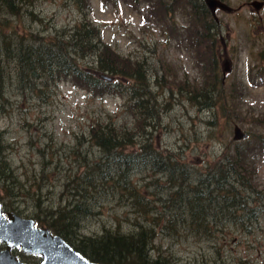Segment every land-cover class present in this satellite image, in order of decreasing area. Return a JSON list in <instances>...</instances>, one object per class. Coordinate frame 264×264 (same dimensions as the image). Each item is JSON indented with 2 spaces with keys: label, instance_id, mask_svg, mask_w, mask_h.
Listing matches in <instances>:
<instances>
[{
  "label": "rangeland",
  "instance_id": "1",
  "mask_svg": "<svg viewBox=\"0 0 264 264\" xmlns=\"http://www.w3.org/2000/svg\"><path fill=\"white\" fill-rule=\"evenodd\" d=\"M90 1L91 6L85 14L72 0H20L21 16L13 17L14 24L18 33L33 32L46 40H54L56 35L63 38L64 34L71 32L69 29L85 20L99 26L103 43L120 58L140 63L148 84L144 104L149 109H126L128 87L133 83L138 85L131 78L121 81L113 77L116 82H122V88L125 87L122 94L92 95L70 78H64L57 84L48 82L45 95L36 91V88L45 87L44 80L35 83L34 91L23 90L15 78L14 63H9L2 99L4 110L0 111V131L4 132L7 161L17 178L28 187L36 182L42 187H31L35 199L31 196L7 199L6 204L15 207L23 217L30 218L34 211L40 210L35 204L37 196L44 204L42 208L48 204L66 203L70 195L64 194L62 184L70 173H80L86 168L82 156L87 157V165L103 156L89 139V126L95 119L126 124L127 127H136L139 123L140 128L138 126L135 131L143 135L138 137V144L145 143L146 139L153 143L161 153L159 162L164 167L176 161L185 167L187 183L177 185L186 191L182 192L183 197L190 195L188 188L211 168V163L228 150L233 155L235 141L243 139H234V124H238L251 141L257 134H264V122L256 125L253 120L264 119V77L259 75L248 80L246 68L250 59L246 46L239 57L236 56V66L232 67V76H229L232 83L246 85L240 100L244 111L237 110L235 123L218 106L199 108L188 99L190 94L187 91L199 93L208 88L214 74L211 70L205 73L200 65L203 51L194 47L193 30L188 31L194 22H186V7L190 12L187 0H163L177 8L171 11L175 12L173 18L164 13L165 7L158 0H118L105 4L101 0ZM30 11L35 16L30 15ZM151 17L156 26L149 22ZM175 21L186 24L187 28L182 30L184 34L178 29L173 34L169 32ZM231 26V34L237 35L233 24ZM222 31H228L225 24ZM181 33L186 36V41L180 43L176 37L181 38ZM198 43L202 44L201 41ZM203 46L214 49L209 42ZM92 60L93 57L89 56L79 62L83 66ZM221 64H224L223 60L219 69ZM251 65L264 68V60H254ZM218 72L221 74V69ZM250 81L259 85L252 87ZM152 104L159 112L156 122L152 121L150 114ZM259 155L263 161L258 164L252 180L257 193L245 192L251 198L257 197L256 202L248 199L250 205L260 203L264 207V152L259 151ZM133 168L135 171L128 178L127 190L117 187L118 190L115 188L98 196L100 202L95 213L81 221L83 234L94 236L103 229L128 233L138 230L139 224L147 229L148 235L144 239L148 241L150 257L160 256L169 264H264L263 208L258 221L250 225V232L241 230L238 223L227 222L214 226L210 235L193 234L188 224L178 223L175 234L165 215L172 213L179 203L178 195V200H173L178 189L176 183L170 179L169 173L155 170L149 161L140 165L135 163ZM110 171L115 172L113 167ZM99 186L100 181L96 188ZM1 187L2 184L0 196L4 195ZM92 192L97 193V190L92 189ZM130 192L141 195L143 203L149 202L150 209L142 211V208L135 207L129 198ZM2 248L4 244L0 243ZM14 252L26 263L41 260L38 255Z\"/></svg>",
  "mask_w": 264,
  "mask_h": 264
},
{
  "label": "trees",
  "instance_id": "2",
  "mask_svg": "<svg viewBox=\"0 0 264 264\" xmlns=\"http://www.w3.org/2000/svg\"><path fill=\"white\" fill-rule=\"evenodd\" d=\"M72 1L85 14L91 6L90 0ZM101 1L105 4L118 0ZM158 1L161 4L163 0ZM186 11L189 15L188 7H186ZM29 14L35 16L31 11ZM14 16H21L20 0H0L1 112L4 110L2 99L9 63H14L15 78L18 84L22 85L23 90L33 89L34 91L35 83L44 80L45 87L43 89L36 88V91L40 94L45 93V95L48 90V82L57 84L64 78H70L76 85L90 91L92 95L122 94L125 87H121V81L131 78L138 85L133 83L132 87H128L126 109H149L144 104L146 103L144 96L148 94L146 92L148 84L146 83V74H142L144 70H140V63L128 58H120L109 45L103 43L99 26L85 20L69 29L71 32L68 35L64 34L63 38L56 35L54 40H46L33 32L18 33L13 20ZM204 28L210 31V27ZM192 30L194 38L191 39L195 43H191H194V47L199 48L198 50L203 51L200 54L202 58L200 65L203 66L205 73L211 70L214 78L208 88L199 93L187 91L190 94L188 99L199 108L212 109L218 106L226 113V117L235 123L234 115L237 114V110L244 111V108H241L240 100L243 91H246V85L242 82L234 83L233 86H228L229 88L227 87L228 83L225 86H219V88L213 87L216 81L217 83L221 82V74L218 72L220 70L219 61L212 55V49L203 46L205 42L199 45L195 40L197 34L194 31V26L188 31ZM89 56H92L93 60L83 66L80 65L79 60ZM130 65L133 66V70ZM115 76L121 81L116 82L113 78ZM151 107L152 121L156 122L159 112L156 110L155 104H152ZM245 111L248 112L246 109ZM253 120L256 125L264 122V119L261 120V118ZM138 126L127 127L126 124H117L113 121L102 122L100 118L91 121L89 139L92 140V145L98 147L103 153V156L91 165H87V157L82 156L86 162V168L80 173H70L62 184L64 194L70 195L66 203L63 201L56 205L48 204L42 208L44 204L41 198L36 197L35 204L40 210L34 211L32 214L31 218L35 220V223L45 226L52 233L63 237L89 260L102 264H169L160 256L150 257L148 241L144 239L148 232L142 225L138 224V230L128 233L103 229L100 234L86 236L81 232L82 219L95 213L94 209L100 202L98 196L102 192L107 191L108 193L117 187L127 190L128 178L135 171L133 168L135 163L140 165L149 161L155 170L162 169L161 171L169 173L170 179H173L176 186H182L183 182L187 183L188 173L183 165H178L176 161V163L171 162L164 167L159 162L161 153L155 149L153 143L146 139L145 143L138 144V137L141 135L140 131H135ZM3 133L0 131V184H2L1 189L4 195L0 196V201L4 208L16 211L15 207L10 208L11 206L6 204L9 202L7 199H20V197L28 196L35 199V194L31 193V187L34 185L42 187L38 182L30 184L28 187L14 174L11 164L7 161ZM245 134L246 136L242 140L235 141L233 155L228 153L229 150L223 153L216 162L211 163V168L207 169L203 176L201 175L195 180L196 183L188 188V191L191 192L190 195L183 197L182 192L186 193V191L177 186L176 199L171 196L173 200H178L177 195L179 196V203L175 206L177 208L172 213L165 215L172 232L176 234L177 224L183 223L190 226L193 234L210 235L215 230L214 226L227 222L238 223L239 225H237L245 232L251 231L250 225L258 221V214L264 207L260 203H254L255 206L250 205L248 199L256 202L257 197L251 198V195H247L245 191L252 194L257 193L252 185V180L258 164L263 161L259 151L260 153L264 152V134H257L252 138L253 141L249 140L247 133ZM112 167L115 170L114 173L110 171ZM177 171L179 173L175 174ZM99 181L100 186L96 188ZM92 189L97 190V193L92 192ZM129 198L132 200V204L142 208V211L150 209L149 202L143 203L141 195L133 193ZM166 227L168 228V226ZM202 260L204 261V259Z\"/></svg>",
  "mask_w": 264,
  "mask_h": 264
},
{
  "label": "flooded vegetation",
  "instance_id": "3",
  "mask_svg": "<svg viewBox=\"0 0 264 264\" xmlns=\"http://www.w3.org/2000/svg\"><path fill=\"white\" fill-rule=\"evenodd\" d=\"M168 2L162 1L161 4L165 7L164 13L173 18L175 12L172 13L171 11L177 8H174ZM187 2L190 5V14H185L186 22L190 24L194 22V31L197 34L195 40L214 44L215 48L213 47L212 55L216 57L219 64L220 61H224L220 68L221 82L217 83L216 81L213 84L214 88H219L221 85L225 86L226 83H229V87L233 86V80L229 81V76H232L230 74L233 71L232 67L236 66L235 60L239 57V53H242L245 46L247 47V58L250 59L246 68L248 80H254V76L259 75H261V78L264 77V68L251 65L254 60H264V0H215V6L212 9L206 4L205 0H187ZM152 18L149 19V22L156 26ZM225 20H228L227 23H225ZM223 24L228 29L227 33L222 31ZM232 24L237 30V35L231 34ZM244 26L246 28H240ZM204 27H210V31H207ZM185 28H187L186 24L180 25L175 21L169 27V32L173 34V31L178 29L183 33L182 30ZM182 33L181 38L176 37L180 43L186 41V36H183ZM223 65L228 68L226 75H223L222 72ZM249 85L253 87L258 86L259 83L250 81ZM4 210L9 211L6 208Z\"/></svg>",
  "mask_w": 264,
  "mask_h": 264
},
{
  "label": "water",
  "instance_id": "4",
  "mask_svg": "<svg viewBox=\"0 0 264 264\" xmlns=\"http://www.w3.org/2000/svg\"><path fill=\"white\" fill-rule=\"evenodd\" d=\"M212 9L215 0H205ZM223 75L228 68L222 66ZM246 134L234 125V139H242ZM0 264H102L91 261L78 252L60 235L45 226H38L34 219L23 217L16 212H5L0 202ZM12 249L40 256L38 263H25Z\"/></svg>",
  "mask_w": 264,
  "mask_h": 264
}]
</instances>
